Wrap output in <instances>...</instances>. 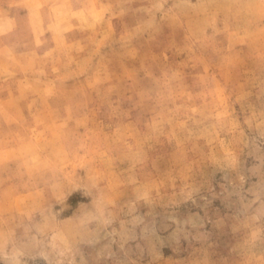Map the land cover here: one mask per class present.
Segmentation results:
<instances>
[{"label": "rangeland", "instance_id": "374dc122", "mask_svg": "<svg viewBox=\"0 0 264 264\" xmlns=\"http://www.w3.org/2000/svg\"><path fill=\"white\" fill-rule=\"evenodd\" d=\"M0 264H264V0H0Z\"/></svg>", "mask_w": 264, "mask_h": 264}]
</instances>
